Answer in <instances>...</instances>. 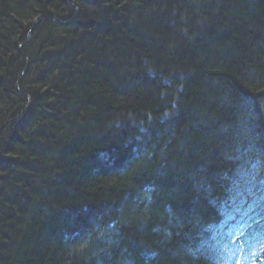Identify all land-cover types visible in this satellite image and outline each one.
Returning <instances> with one entry per match:
<instances>
[{"label":"trees","instance_id":"1","mask_svg":"<svg viewBox=\"0 0 264 264\" xmlns=\"http://www.w3.org/2000/svg\"><path fill=\"white\" fill-rule=\"evenodd\" d=\"M262 240L264 0H0V264H249Z\"/></svg>","mask_w":264,"mask_h":264},{"label":"bare ground","instance_id":"2","mask_svg":"<svg viewBox=\"0 0 264 264\" xmlns=\"http://www.w3.org/2000/svg\"><path fill=\"white\" fill-rule=\"evenodd\" d=\"M59 61V57H58V59H56V57H55V62L57 63ZM30 62V61H29ZM57 65H59V63H57ZM36 78V77H35ZM34 78V79H35ZM47 79H46V77L45 76H43V75H41V74H39V75H37V81H38V83H45V81H46ZM18 89V91L20 92V89H19V87L17 88ZM37 92V91H36ZM42 92V91H41ZM40 92V93H41ZM42 94V93H41ZM31 103V100H29V104ZM143 143V142H142ZM107 158H108V160L107 161H102L101 160V163H105V167L106 166H109V167H111V166H119V162H118V160L117 161H115V158L114 157H108L107 156ZM106 158V159H107ZM238 175H240L239 173H238ZM244 176V177H243ZM243 176H241V177H243L244 179L247 177L246 176V174L244 173V175ZM236 205H238V207L239 208H243V206H240L241 205V203H239V202H236L235 203ZM92 213V212H91ZM219 217H221V219H219L218 221H216L215 223V225H212L213 224V222L214 221H212V222H210V224L209 225H212L211 227H212V229L214 230V231H218V232H215V234L216 235H218L219 234V232H223L227 227H228V225H230V221L229 220H232V219H230V217L228 216V215H224V214H220V212H219ZM92 219H93V217H91V221H92ZM209 225L207 226V227H209ZM87 226V225H86ZM69 227V228H68ZM74 228H77L76 229V231L74 232L72 229H74ZM90 230V229H88V228H84V226H81V224H78L77 225V223H73V222H70L69 223V225H67V227H65V229H64V231L66 232H64L63 231V234H65V237H66V239L67 238H69V239H71V240H75L76 239V237H77V235H76V233L79 231V230ZM72 230V231H71ZM92 230V229H91ZM90 230V231H91ZM214 239H216V238H214ZM71 240H69V241H71ZM205 240V239H204ZM217 243H220V241H219V239L216 241ZM227 243H230L231 244V240L229 239V241H227L226 242V244L225 245H227ZM202 248H204L205 247V249H206V245H202L201 246ZM229 247H230V245H229ZM137 257H138V259H139V262H140V264H147V262H148V258L146 257V255H145V253H144V250L142 251H138L137 252Z\"/></svg>","mask_w":264,"mask_h":264},{"label":"rangeland","instance_id":"3","mask_svg":"<svg viewBox=\"0 0 264 264\" xmlns=\"http://www.w3.org/2000/svg\"><path fill=\"white\" fill-rule=\"evenodd\" d=\"M29 35H31V34L29 33ZM167 112H168V111H167ZM86 214L88 215V216H87V220L90 221L91 215H89V212H88V211H86Z\"/></svg>","mask_w":264,"mask_h":264}]
</instances>
